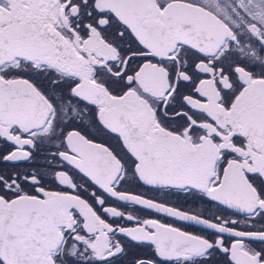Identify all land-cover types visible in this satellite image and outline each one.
I'll use <instances>...</instances> for the list:
<instances>
[{"label":"snow or ice","instance_id":"snow-or-ice-1","mask_svg":"<svg viewBox=\"0 0 264 264\" xmlns=\"http://www.w3.org/2000/svg\"><path fill=\"white\" fill-rule=\"evenodd\" d=\"M201 9L231 5L0 0V264H264V62L217 46Z\"/></svg>","mask_w":264,"mask_h":264},{"label":"flooded vegetation","instance_id":"flooded-vegetation-1","mask_svg":"<svg viewBox=\"0 0 264 264\" xmlns=\"http://www.w3.org/2000/svg\"><path fill=\"white\" fill-rule=\"evenodd\" d=\"M239 4L243 5V11L237 7V0H227V4L231 5V10H226L224 15L221 16L219 12L215 9L209 10L214 15L217 21H215L212 29L213 37L217 35L221 38V42H216L217 46L224 44L225 48L233 47L237 49L241 54L245 55L251 62L259 63L264 62V50L260 47V41H264V0H238ZM221 10H225L227 5L220 3L217 5ZM235 12L236 15L232 13ZM233 25H237L238 28H234ZM207 31L210 30L208 27ZM211 32V31H210ZM241 34H243L241 36ZM235 35L237 41L235 45H229V43L224 39L225 36ZM262 69L256 67L255 69H250V71L260 72ZM103 137V133L100 134ZM9 146L0 142V152L8 150ZM11 167L12 165H4L0 162V167ZM20 167H31L32 165L28 163H22ZM140 191H147L149 196L162 197L164 199H170L177 206L185 210H191L195 213L203 212L206 215H222L225 217H232L234 219L243 220V215L233 216V210L217 208L214 204L209 205L202 200L196 199L194 197H184L183 194H177L173 196H167L160 192H153L148 189H140ZM112 206H115L126 213H132L141 219L153 218L159 219L161 223L172 224L173 226L181 227L185 231H190L195 234H206L211 230L201 231V226H191L184 222H179L173 218L163 216L161 214H156L148 210L141 209L136 206H129L122 202H116L115 200L110 201ZM114 223H119L121 226H130L126 220L109 221ZM230 237L225 235V240H229ZM254 247H264V244L256 242L253 244ZM133 251L140 254L150 253L151 248L147 246L135 247Z\"/></svg>","mask_w":264,"mask_h":264},{"label":"water","instance_id":"water-1","mask_svg":"<svg viewBox=\"0 0 264 264\" xmlns=\"http://www.w3.org/2000/svg\"><path fill=\"white\" fill-rule=\"evenodd\" d=\"M193 7H196V6L193 5ZM196 18L202 24V26L205 29H207L208 27L210 28V30L208 32L210 35L213 36V33H212L213 26L212 25H214L215 21H217L215 16L212 13H210L208 10L201 9L200 12H198L196 14ZM216 36L217 35H215L214 38ZM219 39H221V38H219Z\"/></svg>","mask_w":264,"mask_h":264},{"label":"bare ground","instance_id":"bare-ground-1","mask_svg":"<svg viewBox=\"0 0 264 264\" xmlns=\"http://www.w3.org/2000/svg\"><path fill=\"white\" fill-rule=\"evenodd\" d=\"M213 26V25H212ZM218 39H219V37L218 36H216L215 37V41L217 42L218 41ZM219 42H221V40L219 39Z\"/></svg>","mask_w":264,"mask_h":264}]
</instances>
